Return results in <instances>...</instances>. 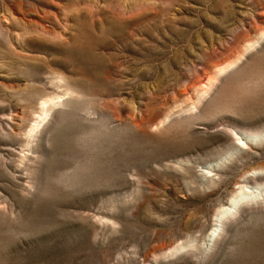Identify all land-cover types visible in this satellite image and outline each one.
Listing matches in <instances>:
<instances>
[{
    "label": "rangeland",
    "instance_id": "374dc122",
    "mask_svg": "<svg viewBox=\"0 0 264 264\" xmlns=\"http://www.w3.org/2000/svg\"><path fill=\"white\" fill-rule=\"evenodd\" d=\"M0 264H264V0H0Z\"/></svg>",
    "mask_w": 264,
    "mask_h": 264
},
{
    "label": "bare ground",
    "instance_id": "6f19581e",
    "mask_svg": "<svg viewBox=\"0 0 264 264\" xmlns=\"http://www.w3.org/2000/svg\"><path fill=\"white\" fill-rule=\"evenodd\" d=\"M206 77V76H205ZM201 78V77H200ZM202 79V78H201Z\"/></svg>",
    "mask_w": 264,
    "mask_h": 264
}]
</instances>
